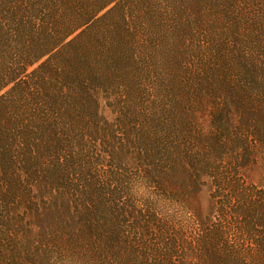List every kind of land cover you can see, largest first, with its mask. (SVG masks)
Instances as JSON below:
<instances>
[{
	"label": "trees",
	"instance_id": "obj_1",
	"mask_svg": "<svg viewBox=\"0 0 264 264\" xmlns=\"http://www.w3.org/2000/svg\"><path fill=\"white\" fill-rule=\"evenodd\" d=\"M255 152L264 0H0V264H264Z\"/></svg>",
	"mask_w": 264,
	"mask_h": 264
},
{
	"label": "rangeland",
	"instance_id": "obj_2",
	"mask_svg": "<svg viewBox=\"0 0 264 264\" xmlns=\"http://www.w3.org/2000/svg\"><path fill=\"white\" fill-rule=\"evenodd\" d=\"M233 119H235V117ZM196 120L197 121L195 122V127H194L196 129V132L204 131L205 129H208V127L210 126L209 108H207V110L204 113H202V112L197 113L196 114ZM256 153H257V155L255 158V161L252 162L253 166H251L250 168H248L246 170V172H244V174H245L244 180L247 183L254 185V186H262V185L264 186V158H263L262 153L255 152V154ZM230 156L234 157L233 154L227 153V155L225 156L226 157L225 160L227 161L228 159H230ZM141 197H143V196H141ZM177 201H179L180 203H177L176 211L172 209L173 213L171 212V214L174 215V218L181 216L180 206H184L181 204L185 201L187 202L188 207L190 206L191 208H194L195 210L200 211V213H202V215L205 218H206V215L208 212H210L209 215L210 214H211V216L214 215V214H212V211H213L212 207L214 208V206L217 205V203H218L217 200H213V202H212V195L206 189L205 190L202 189L201 192H199L198 194H194L190 190H189V193H187V190H182L181 193L179 194V199H177ZM186 215H187V213H186ZM184 221L187 224H186V226H184L183 229L178 228V226H176L175 224H172L171 222H169L167 225H164L165 226L164 229H167L168 231H171V230L179 231L180 230L183 234H185L187 236H190L191 233L194 234L195 232L191 228L192 227L191 221H189L187 217L185 218ZM209 221L211 222V225H210L211 229L214 231L216 229H218L220 227V225L221 226L223 225L225 227L230 226V223H227V222L220 223L218 220V217L216 215H214V217L212 219L210 218ZM182 222L183 221L180 222V218L177 221V223H182ZM231 226H232V223H231ZM153 227L156 229L155 225H153ZM158 234H160L159 231H158ZM185 241H186V245L184 244V246L187 247V240H185ZM148 243H149V241H148ZM148 249H149V244L146 245V247L144 249V251L147 252L149 255ZM141 251H143V250H141ZM196 256L199 258L201 256V251H199V248H196L195 250H193V252H189L186 256H185V254L182 255L183 260L180 264H195V262H196L195 257ZM154 259H156L155 256H153V257L149 256L148 260H150V263H148V264H152ZM57 264H69V262L68 263L67 262H60Z\"/></svg>",
	"mask_w": 264,
	"mask_h": 264
}]
</instances>
